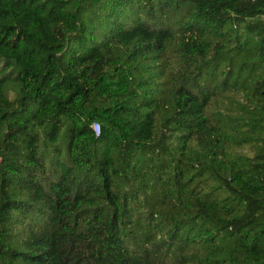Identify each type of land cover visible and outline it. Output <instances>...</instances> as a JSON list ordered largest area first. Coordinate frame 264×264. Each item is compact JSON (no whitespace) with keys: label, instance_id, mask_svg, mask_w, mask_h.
Returning a JSON list of instances; mask_svg holds the SVG:
<instances>
[{"label":"trees","instance_id":"trees-1","mask_svg":"<svg viewBox=\"0 0 264 264\" xmlns=\"http://www.w3.org/2000/svg\"><path fill=\"white\" fill-rule=\"evenodd\" d=\"M0 264H264V0H0Z\"/></svg>","mask_w":264,"mask_h":264},{"label":"built area","instance_id":"built-area-1","mask_svg":"<svg viewBox=\"0 0 264 264\" xmlns=\"http://www.w3.org/2000/svg\"><path fill=\"white\" fill-rule=\"evenodd\" d=\"M92 129H93V131H94V133L95 134H98V130H99V128H98V126H96V125H92Z\"/></svg>","mask_w":264,"mask_h":264}]
</instances>
